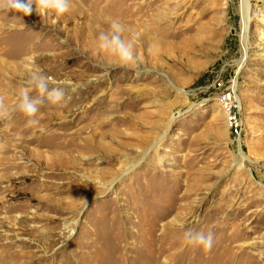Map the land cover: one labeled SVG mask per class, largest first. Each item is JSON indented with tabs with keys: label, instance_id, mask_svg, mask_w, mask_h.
Returning <instances> with one entry per match:
<instances>
[{
	"label": "rangeland",
	"instance_id": "rangeland-1",
	"mask_svg": "<svg viewBox=\"0 0 264 264\" xmlns=\"http://www.w3.org/2000/svg\"><path fill=\"white\" fill-rule=\"evenodd\" d=\"M248 2L245 39L242 0L0 12V264H264V0ZM110 18L140 33L138 69L99 49ZM30 70L64 92L33 126L12 111Z\"/></svg>",
	"mask_w": 264,
	"mask_h": 264
},
{
	"label": "clouds",
	"instance_id": "clouds-1",
	"mask_svg": "<svg viewBox=\"0 0 264 264\" xmlns=\"http://www.w3.org/2000/svg\"><path fill=\"white\" fill-rule=\"evenodd\" d=\"M36 5V11L40 15L54 13L62 16L69 12L72 7V0H0V12H14L21 14V18L30 15L32 5ZM109 27L106 31H101L97 37L98 47L107 54L115 66L136 70L139 68L141 58L135 52V44L140 33L133 31L118 18H110ZM34 62V57L27 58ZM35 93V95H33ZM64 99V92L59 87H51L48 77L41 71H31L25 86L18 89L17 102L12 111H18L27 117V126L37 125L36 119L40 107L45 103L57 105ZM11 112L6 107L4 100L0 97V120L10 118ZM174 226L183 228L182 221L173 218ZM187 244L201 246L204 252H210L213 247L214 237L211 232L205 234L203 231L188 229L183 233Z\"/></svg>",
	"mask_w": 264,
	"mask_h": 264
},
{
	"label": "bare ground",
	"instance_id": "bare-ground-1",
	"mask_svg": "<svg viewBox=\"0 0 264 264\" xmlns=\"http://www.w3.org/2000/svg\"><path fill=\"white\" fill-rule=\"evenodd\" d=\"M248 0H242V30H243V35H244V39L246 37V29L248 26V13H249V5H248ZM233 87L235 86V83H233L232 85ZM46 117L49 116L51 117L52 113L51 112H45L44 114ZM25 131L27 129H24Z\"/></svg>",
	"mask_w": 264,
	"mask_h": 264
},
{
	"label": "built area",
	"instance_id": "built-area-1",
	"mask_svg": "<svg viewBox=\"0 0 264 264\" xmlns=\"http://www.w3.org/2000/svg\"><path fill=\"white\" fill-rule=\"evenodd\" d=\"M231 122H233L235 129H237L239 124H238V119H237V116L235 113H233V115H231Z\"/></svg>",
	"mask_w": 264,
	"mask_h": 264
}]
</instances>
